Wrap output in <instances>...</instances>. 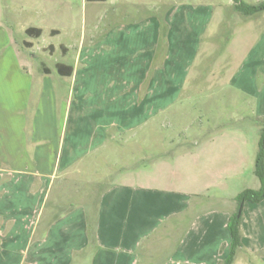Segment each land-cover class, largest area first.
I'll use <instances>...</instances> for the list:
<instances>
[{
  "label": "crops",
  "instance_id": "obj_1",
  "mask_svg": "<svg viewBox=\"0 0 264 264\" xmlns=\"http://www.w3.org/2000/svg\"><path fill=\"white\" fill-rule=\"evenodd\" d=\"M3 14L0 7V264H222L238 196L262 188L264 12L241 18L236 44L222 53L232 61L235 114L252 127H198L183 135V151L116 170L94 209L72 206L52 218L58 182L102 153L115 156L119 138L159 120L184 90L197 91L198 63L215 49L220 22L209 7L179 5L164 37L148 12L133 19L112 10L106 21L98 16L93 36L60 45L54 69H40L31 67L35 42L15 40ZM241 210L233 264H264V200Z\"/></svg>",
  "mask_w": 264,
  "mask_h": 264
},
{
  "label": "rangeland",
  "instance_id": "obj_2",
  "mask_svg": "<svg viewBox=\"0 0 264 264\" xmlns=\"http://www.w3.org/2000/svg\"><path fill=\"white\" fill-rule=\"evenodd\" d=\"M244 2L257 5L264 0ZM179 5L202 9L209 7L215 13V22H220L214 38L217 43L215 49L211 56H207L208 59L198 63L203 65V77L198 83L197 91L184 90L177 101L161 114L159 120H151L148 125L127 134L131 136L119 138L118 146L113 148L116 151L115 156L108 158L102 153L97 162L86 164L82 173L76 172L66 182H58L47 205V208L52 207L49 218L72 206L85 205L94 209L100 194L116 175V170L131 166L137 168L149 160L183 151V135H191L198 127L203 128L206 133L237 124L252 127L247 117H238L235 114L239 110L238 101L231 97L233 87L228 84L229 78L231 79L229 74L233 69L226 67L232 61L223 60L222 56L230 41H233V45L236 44V38L243 29L241 18L245 19L246 16L236 10L234 0H0L6 25L11 27L15 40L35 42L33 52L38 57L32 61L31 67L40 69L42 63L54 69L55 62L61 59V44L79 39L83 35L86 38L93 36L98 31L95 30V25L100 15L106 21L112 10H118L122 16L133 19L143 14L147 16L148 12L151 22L154 19L161 21L163 33L166 31L167 36L166 15ZM199 18L202 19V15ZM27 27L40 28L43 31L42 36L37 40L30 38L24 32ZM53 30L60 33L52 34ZM50 45L57 48V53L53 56L49 51H38ZM207 112L211 113L209 118L206 117L209 115Z\"/></svg>",
  "mask_w": 264,
  "mask_h": 264
},
{
  "label": "trees",
  "instance_id": "obj_3",
  "mask_svg": "<svg viewBox=\"0 0 264 264\" xmlns=\"http://www.w3.org/2000/svg\"><path fill=\"white\" fill-rule=\"evenodd\" d=\"M88 2H106L107 0H87ZM235 8L238 12L246 17L253 16L255 14L264 12V2L257 5H250L244 2V0H234ZM26 34L40 38L42 36V30L39 28H28ZM166 37V31L164 32ZM62 65H59V70ZM255 174L262 183V188L259 191L246 190L241 193L237 201L239 203V209L236 214L231 217L229 228L232 235L231 252L229 257L222 264H233L235 261L236 253L243 246L242 233H241V206L245 202L260 203L264 200V119L261 121V135L259 142V150L256 158Z\"/></svg>",
  "mask_w": 264,
  "mask_h": 264
}]
</instances>
